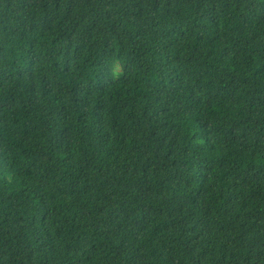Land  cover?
Listing matches in <instances>:
<instances>
[{
    "label": "trees",
    "instance_id": "trees-1",
    "mask_svg": "<svg viewBox=\"0 0 264 264\" xmlns=\"http://www.w3.org/2000/svg\"><path fill=\"white\" fill-rule=\"evenodd\" d=\"M0 264H264V0H0Z\"/></svg>",
    "mask_w": 264,
    "mask_h": 264
}]
</instances>
